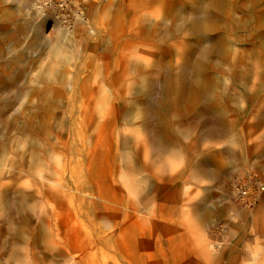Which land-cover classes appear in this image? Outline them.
Listing matches in <instances>:
<instances>
[{"label":"rangeland","instance_id":"374dc122","mask_svg":"<svg viewBox=\"0 0 264 264\" xmlns=\"http://www.w3.org/2000/svg\"><path fill=\"white\" fill-rule=\"evenodd\" d=\"M202 1L0 0V264H264V196L231 199L264 178L254 23L214 33L227 51L205 53L211 84L192 103L139 112L207 47L183 22Z\"/></svg>","mask_w":264,"mask_h":264},{"label":"bare ground","instance_id":"6f19581e","mask_svg":"<svg viewBox=\"0 0 264 264\" xmlns=\"http://www.w3.org/2000/svg\"><path fill=\"white\" fill-rule=\"evenodd\" d=\"M233 0H203L201 5L197 7V9L190 12L191 16H189L190 19L183 18L186 20L187 24V30L189 34H192L195 36L197 43H208L207 47L202 49V52L200 56L198 57V61L191 65L190 61H188L190 58H187V56H184L183 66H181L179 75L177 77L173 74V78L171 79L168 77V79H163L164 84H169V86H166L162 88L163 92L161 94H157L156 98L153 100H150L149 103L145 105L143 109H141L139 112L140 115L143 114L145 116L144 120L145 123L148 122L149 119H155L157 121L162 120L163 114L166 113L168 106L175 105L176 108H182V105L184 106L186 103H192L193 99L195 98L193 95V91L191 89L195 90L194 93L199 96L200 94H203L204 91H206L209 83L211 84V79L204 74L202 69L204 68L205 61V53H218V54H225L226 47L224 38L221 36L215 35L219 34V30L222 28H225L226 20L229 19L232 22V26L235 27H241L242 29H247L249 23L250 25L254 23V25L251 26V29L247 30L246 34H248L246 39L249 38H256V43L260 44L262 49H264V0H241L238 1V4L240 3L241 10H242V18L235 19L233 17V12L230 11V2ZM165 6V5H164ZM178 13L175 10L171 11L170 16L168 19H175L178 18ZM199 15H202L199 17ZM249 25V26H250ZM240 31V30H239ZM167 34V33H166ZM233 34V33H232ZM252 47V46H251ZM248 48L246 51V55H252L256 52L257 48ZM57 56L59 54L62 55V52L57 50L56 52ZM183 58V57H182ZM58 57L56 58V60ZM164 62V58L162 60ZM188 63V64H187ZM239 63V62H238ZM242 64L247 67V62L241 61ZM162 62L157 64L158 68L162 67ZM207 65V64H206ZM167 66H170L167 64ZM49 71V70H48ZM54 71V70H53ZM191 75L192 80L188 79V75ZM53 75V74H52ZM51 75V76H52ZM149 80V79H148ZM146 80H143V82ZM161 81V79H160ZM147 85L145 86V89L142 88L141 91L138 93L137 97L143 98L144 96L147 99H151L152 94H154L155 91V84L146 81ZM176 85L174 95V102L173 103H167V99L165 96H167V93L169 91V87ZM169 88V89H168ZM144 89V90H143ZM166 92V95L164 94ZM205 98V97H204ZM200 108V107H199ZM130 112V111H129ZM137 113V112H136ZM148 117V119H147ZM150 117V118H149ZM160 122H158V129H160ZM164 129V127H163ZM213 131H216L215 128H213ZM208 132H211L210 129H208ZM159 134L161 132L159 131ZM162 136V135H160ZM160 138V137H159ZM155 143V142H154ZM157 147H159L160 142L157 141L155 143ZM113 232V231H112ZM146 232H139V235L141 238L145 237ZM133 233L131 230L126 229L124 233H122L120 236H117L115 241L119 244H124L126 241V238L133 239ZM139 236V237H140ZM142 241V239H141ZM128 249V248H126ZM106 254V253H105ZM128 256L130 257V253H125L122 251L120 252V256ZM108 260V259H107Z\"/></svg>","mask_w":264,"mask_h":264},{"label":"built area","instance_id":"2783aa9c","mask_svg":"<svg viewBox=\"0 0 264 264\" xmlns=\"http://www.w3.org/2000/svg\"><path fill=\"white\" fill-rule=\"evenodd\" d=\"M262 196H264V178L250 176L245 183L234 187L231 199L234 204L251 209L261 201Z\"/></svg>","mask_w":264,"mask_h":264}]
</instances>
